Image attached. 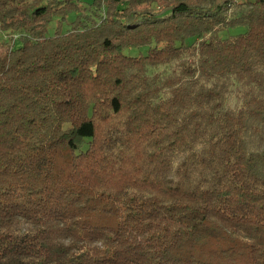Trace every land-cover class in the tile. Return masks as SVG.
Here are the masks:
<instances>
[{"label":"trees","instance_id":"trees-1","mask_svg":"<svg viewBox=\"0 0 264 264\" xmlns=\"http://www.w3.org/2000/svg\"><path fill=\"white\" fill-rule=\"evenodd\" d=\"M0 30V264H264V0H0Z\"/></svg>","mask_w":264,"mask_h":264},{"label":"rangeland","instance_id":"rangeland-1","mask_svg":"<svg viewBox=\"0 0 264 264\" xmlns=\"http://www.w3.org/2000/svg\"><path fill=\"white\" fill-rule=\"evenodd\" d=\"M239 2H243V1H246V0H237ZM66 29L63 28V31H65ZM244 30L243 27L241 26H237V27H234L232 29L229 30V34H237V33H240ZM55 32V27L54 25H49L47 27V30L45 32V36L46 37H49V36H52ZM8 36H10V33L9 32H5V31H2L0 30V41H8ZM20 45V43L17 41L16 43H14L13 47L17 48L18 46ZM139 51L143 52L144 51V48H141ZM129 52L130 54H136L138 53V51L136 49H132L130 51H127ZM154 69H150V72H153Z\"/></svg>","mask_w":264,"mask_h":264}]
</instances>
